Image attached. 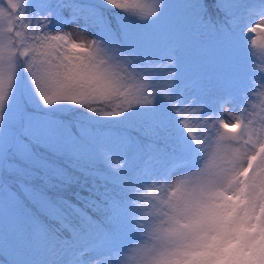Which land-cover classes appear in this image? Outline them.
Wrapping results in <instances>:
<instances>
[{
	"label": "snow or ice",
	"instance_id": "snow-or-ice-1",
	"mask_svg": "<svg viewBox=\"0 0 264 264\" xmlns=\"http://www.w3.org/2000/svg\"><path fill=\"white\" fill-rule=\"evenodd\" d=\"M0 264H264V0H0Z\"/></svg>",
	"mask_w": 264,
	"mask_h": 264
}]
</instances>
